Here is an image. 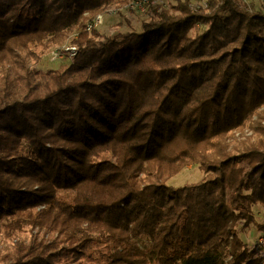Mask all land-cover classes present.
<instances>
[{"label":"trees","instance_id":"16d2710c","mask_svg":"<svg viewBox=\"0 0 264 264\" xmlns=\"http://www.w3.org/2000/svg\"><path fill=\"white\" fill-rule=\"evenodd\" d=\"M125 1L0 0V264L261 263L236 226L264 238V11L171 0L87 28ZM73 29L68 64L37 69Z\"/></svg>","mask_w":264,"mask_h":264},{"label":"rangeland","instance_id":"374dc122","mask_svg":"<svg viewBox=\"0 0 264 264\" xmlns=\"http://www.w3.org/2000/svg\"><path fill=\"white\" fill-rule=\"evenodd\" d=\"M171 0H128L121 5H112L97 14H102L104 20L101 24L95 27L97 31L102 34H108L110 36H114L118 31H124L128 29H138L140 23L148 19L156 9L159 11L161 8L170 5ZM248 7L253 10H262L264 11V0H242ZM191 7L196 8L198 6H202L205 3V0H191ZM107 13V14H105ZM96 14V15H97ZM201 28V25L198 27ZM77 34L76 30L73 29L69 32L66 41L61 45H50L48 46L44 52L42 53L40 60L34 64V66L40 71H44L49 68H62L71 58L64 59H55L51 58L50 54L59 47L62 48L67 45H74L70 43V40L75 37ZM256 116L253 117L255 119ZM256 137L251 129L249 123L246 124L242 129L235 132L234 138L229 141V147L238 144L240 141H245L246 139H254ZM102 158H110L113 159L109 155H103ZM203 172L195 165H189L179 171L175 176L171 177L166 183L171 186H178L183 183H191L198 181L202 176ZM70 195V193H68ZM255 211V215L258 220L264 219V209L261 206L255 205L253 207ZM237 232L241 239L246 243L247 247L251 249L255 242L257 241L260 244V255H262V262L259 264H264V238L258 232L254 225L249 227H242L241 222H239L236 226ZM139 243L142 247H146L148 245V240L144 237H141ZM9 242L3 240V237L0 233V248L8 245ZM154 264V263H147Z\"/></svg>","mask_w":264,"mask_h":264},{"label":"built area","instance_id":"2783aa9c","mask_svg":"<svg viewBox=\"0 0 264 264\" xmlns=\"http://www.w3.org/2000/svg\"><path fill=\"white\" fill-rule=\"evenodd\" d=\"M107 14V13H105ZM104 20V17L102 14H97L94 19L88 23L87 28L95 27L101 24ZM76 46L75 45H67L62 48H58L52 52V55L50 54L51 58L55 59H64V58H71L75 52H76Z\"/></svg>","mask_w":264,"mask_h":264}]
</instances>
